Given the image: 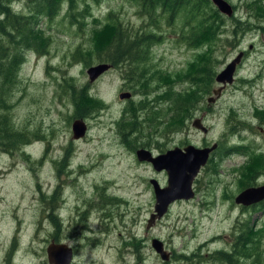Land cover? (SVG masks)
I'll use <instances>...</instances> for the list:
<instances>
[{"label": "rangeland", "instance_id": "374dc122", "mask_svg": "<svg viewBox=\"0 0 264 264\" xmlns=\"http://www.w3.org/2000/svg\"><path fill=\"white\" fill-rule=\"evenodd\" d=\"M31 1L13 0L11 5L15 12L27 13L25 4H34ZM138 1L76 0L81 13L74 21L70 16L75 11L64 1L51 19L40 17L39 25L50 38L48 51L25 50L15 79L7 82L11 88L4 111L13 128L25 135L16 133L12 147L0 144V264H11L8 259L15 247L14 264H38V228L40 264H50L46 249L57 234L63 239L72 235L71 243L80 249L75 257L80 264H230L215 255L232 251L240 221L260 230L264 248V203L244 207L234 200L245 187L264 182V29L260 28L264 0L262 7L251 9L243 0H229L235 5V18H226L225 30L209 44H188L181 38V19L171 25L161 19L162 40L152 44L145 63L146 88L134 87L127 78L133 72L129 61L90 81L87 68L100 62L95 59L97 52L108 55L115 30L110 16L117 15L132 30L146 28ZM161 11L158 7L157 13ZM236 19L242 26L251 20L237 37L231 31ZM94 45L90 64L74 55L78 47ZM240 51L243 55L233 81L217 96L213 89L222 83L215 79L211 91L199 99L204 71L198 62L215 58L216 76ZM195 71L199 73L196 83L191 80ZM72 83L85 91L83 86H87L82 102L94 107L89 116L77 114L76 98L69 91ZM122 91H130L131 96L121 98ZM171 91L181 94L180 100L191 110L187 125L167 135L165 130L175 122L174 96H162ZM140 101L147 105L152 101L160 114L138 108L139 130L119 127L124 109L135 108ZM200 115L208 127L206 133L192 125ZM145 117L157 119L160 125L148 127ZM75 118L86 123L84 135L77 138L72 131ZM214 141L219 148L195 177L194 197L173 201L148 227L155 202L150 178L165 185L167 173L139 160L135 150L144 147L156 154L174 145L204 146ZM231 144L244 150L228 154ZM251 153L253 159L242 172L241 165ZM256 171L262 173L253 180ZM153 237L163 241L170 259L161 258L152 246ZM253 261L264 264V250L257 261L242 257L239 264Z\"/></svg>", "mask_w": 264, "mask_h": 264}, {"label": "trees", "instance_id": "16d2710c", "mask_svg": "<svg viewBox=\"0 0 264 264\" xmlns=\"http://www.w3.org/2000/svg\"><path fill=\"white\" fill-rule=\"evenodd\" d=\"M13 0H0V144H5L7 147H12L16 144V133H19L13 128V124L9 119V115L4 110L7 108L5 104V97L9 93L11 83H7L13 76L16 77L19 71L21 62L24 60V51L27 49H33L38 53H46L48 51V44L50 42L49 36L45 33V29L42 28L40 23V17L45 15L51 19L61 9V5L64 1L68 2V9L75 11L71 14L72 21H74L75 15H79L81 10L76 9V0H29L34 4H25L29 11L27 13L15 12L11 5ZM97 1V0H95ZM243 4L246 8H255L258 5L263 6L262 0H243ZM138 3L144 11L146 17V28L140 30H132L122 23L117 15H112L109 19L112 20L114 26V34L110 42V47L107 49L108 55H101L97 52L95 59L100 61H108L113 66L118 64H124L127 61L130 62L133 72L126 74L127 78L133 82L134 87H147L145 63L149 57V52L152 44L162 40L161 19H164L168 25L174 24L178 19L182 21L181 38L186 39L190 45H197L201 41H207L208 44L219 36L225 29H222L226 18H235L234 15L227 16L221 13L216 6H213L211 0H139ZM160 7L162 11L157 13V8ZM235 7V5H234ZM78 19V18H77ZM79 25H81V22ZM259 23V20H257ZM248 24H244L236 19L235 23L231 25L232 34L237 37L242 34L248 25L250 26L251 20H247ZM264 23L261 22L260 28L264 29ZM95 48V45L91 48L78 47L74 55H78V60L84 62V64H90L92 62V56L89 55ZM84 49V50H83ZM84 54L86 56L84 57ZM215 60V58H214ZM214 60L212 56L208 59H201L198 62L201 69L204 71L203 76L199 81L204 80V88L198 91L199 99H203V95L211 91L213 88V82H215L214 73ZM217 60V59H216ZM135 76V83L134 78ZM198 71L194 72L191 76V80L194 83L198 82ZM70 78H64L66 81ZM73 80V79H71ZM74 82V81H73ZM84 89L79 88L75 83L69 85V91L76 99L74 102L77 105L76 112L78 115H88L93 112L94 107L82 102L85 94L87 93V86H83ZM172 89V87H170ZM188 92V91H187ZM150 92H142L147 96ZM174 96L173 107L171 113L175 116V122L168 126V130H165L167 135L168 131L172 132L178 128H182L187 125L186 117H188V111L191 108H187L180 100L181 94L177 92H164L162 98H170ZM159 98V97H158ZM153 101V100H152ZM147 105L146 101H140L139 105L135 108L127 106L121 114V119L117 123L119 127L125 129L130 128V131L138 129L141 121L137 118L136 110L138 108L147 110L148 113L157 112L160 114L159 108H154L153 102ZM131 101H129L130 103ZM158 102V101H157ZM102 104H98L99 108ZM149 109V110H148ZM4 111V113L2 112ZM126 120L124 121V119ZM148 127H157L160 122L156 120H147ZM235 130L236 127L234 126ZM25 135L24 133H19ZM22 142H28L27 139H22ZM147 142V141H146ZM159 143V142H158ZM140 144H142L140 142ZM146 143H143V145ZM134 146L138 145L136 141ZM161 146V143H159ZM234 145V146H233ZM228 153L237 151L240 152L244 146H238V144H231L228 146ZM219 148V147H218ZM244 150V149H243ZM250 158L244 164L241 165V171L246 168L247 162L253 159L251 153ZM247 158V159H248ZM255 158V157H254ZM209 162H212L209 160ZM215 172V168H212ZM262 172H253L251 179L256 180ZM255 182V181H254ZM253 182V184H254ZM264 201V200H263ZM259 202L260 204L264 203ZM259 204V205H260ZM254 206V204H252ZM247 207L248 205H242ZM241 222V221H240ZM239 222L231 243V252L222 250L218 251L215 256L225 260L230 264H239L242 257H253L255 261L260 259L263 255L261 246L262 234L260 230L255 231V226L249 225V222ZM253 264L256 262L253 261Z\"/></svg>", "mask_w": 264, "mask_h": 264}, {"label": "water", "instance_id": "95a60500", "mask_svg": "<svg viewBox=\"0 0 264 264\" xmlns=\"http://www.w3.org/2000/svg\"><path fill=\"white\" fill-rule=\"evenodd\" d=\"M221 12L231 15L234 7L228 0H212ZM243 51H240L226 66L217 72L215 79L222 83L218 88L213 89L217 96L221 89L234 79V72L237 63L240 61ZM111 67V63L100 61L91 64L87 68L90 81L95 80L104 71ZM121 98L131 96L130 91L119 92ZM192 125L206 133L208 127L202 122L201 117H195ZM73 137L84 135L86 123L81 118H75L72 122ZM217 143L206 146H196L188 143L183 147L175 145L163 152L154 154L150 149L140 147L135 150L139 160L151 162L156 170H165L167 173V183L161 185L154 177L150 178L155 195L154 210L148 218L147 226L150 227L157 219L161 218L168 210L170 203L177 199H189L195 195L193 180L200 167L203 166ZM264 198V183L251 185L242 189L236 196L235 202L243 205L256 203ZM152 246L160 254L161 258L169 259V251L164 247V243L158 237L152 238ZM47 256L51 264H68L71 259V248L65 243H50L47 246Z\"/></svg>", "mask_w": 264, "mask_h": 264}, {"label": "flooded vegetation", "instance_id": "af4514ba", "mask_svg": "<svg viewBox=\"0 0 264 264\" xmlns=\"http://www.w3.org/2000/svg\"><path fill=\"white\" fill-rule=\"evenodd\" d=\"M262 132L264 133V126H262ZM205 145H208V144H205ZM210 154H212V153H210ZM38 237L39 238H38L37 263L40 264V228H38ZM70 237H72V235H69V236L66 237V239H63V238L59 237V234H57L55 237H52L50 241L53 242V243H65V244H67L71 248V252H72L71 259H70L68 264H80L75 259L78 251L80 250L79 246L77 244L71 243ZM73 237H74V235H73ZM17 249L18 248L15 247V249L13 251L12 250L10 251V256H9L8 262L11 263V264L15 263V258H13V257L15 255V253L17 252ZM47 259H48V256H47ZM48 261H49V259H48ZM49 263L51 264L50 261H49Z\"/></svg>", "mask_w": 264, "mask_h": 264}]
</instances>
